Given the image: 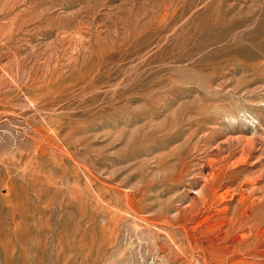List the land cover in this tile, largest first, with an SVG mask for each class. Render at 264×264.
I'll return each instance as SVG.
<instances>
[{
	"label": "rangeland",
	"instance_id": "rangeland-1",
	"mask_svg": "<svg viewBox=\"0 0 264 264\" xmlns=\"http://www.w3.org/2000/svg\"><path fill=\"white\" fill-rule=\"evenodd\" d=\"M0 264H264V0H0Z\"/></svg>",
	"mask_w": 264,
	"mask_h": 264
}]
</instances>
